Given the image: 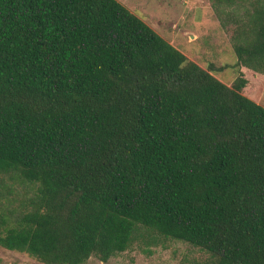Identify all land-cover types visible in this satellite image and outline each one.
Listing matches in <instances>:
<instances>
[{
  "label": "trees",
  "instance_id": "16d2710c",
  "mask_svg": "<svg viewBox=\"0 0 264 264\" xmlns=\"http://www.w3.org/2000/svg\"><path fill=\"white\" fill-rule=\"evenodd\" d=\"M211 6L232 84L119 0H0V246L107 262L144 227L210 264H264V106L241 70L264 75V0Z\"/></svg>",
  "mask_w": 264,
  "mask_h": 264
},
{
  "label": "rangeland",
  "instance_id": "374dc122",
  "mask_svg": "<svg viewBox=\"0 0 264 264\" xmlns=\"http://www.w3.org/2000/svg\"><path fill=\"white\" fill-rule=\"evenodd\" d=\"M141 16L167 41L190 60L209 68L210 64L227 66L212 73L227 84L238 77L237 55L232 35L221 25L211 6V0H119ZM139 11H143L144 16ZM249 82L245 94L264 106V75L241 68ZM256 75V78L254 75ZM252 80V81H251ZM4 201L19 207L31 196L23 184L4 191ZM11 202V203H10ZM207 251L187 242L158 235L141 228V235L131 248L103 262L91 257L87 264H210ZM0 264H44L29 254L0 246Z\"/></svg>",
  "mask_w": 264,
  "mask_h": 264
},
{
  "label": "crops",
  "instance_id": "0c3cea01",
  "mask_svg": "<svg viewBox=\"0 0 264 264\" xmlns=\"http://www.w3.org/2000/svg\"><path fill=\"white\" fill-rule=\"evenodd\" d=\"M140 12V14H142V16H144V13H143V11H139ZM134 13V12H133ZM136 14V13H135ZM136 15H138V14H136ZM139 16V15H138ZM139 17H141V16H139ZM145 17V16H144ZM142 18V17H141ZM143 19V18H142ZM144 20V19H143ZM145 21V20H144ZM146 22V21H145ZM147 23V22H146Z\"/></svg>",
  "mask_w": 264,
  "mask_h": 264
}]
</instances>
